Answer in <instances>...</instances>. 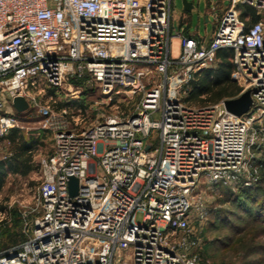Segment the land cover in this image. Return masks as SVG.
Returning <instances> with one entry per match:
<instances>
[{"label":"built area","instance_id":"2783aa9c","mask_svg":"<svg viewBox=\"0 0 264 264\" xmlns=\"http://www.w3.org/2000/svg\"><path fill=\"white\" fill-rule=\"evenodd\" d=\"M228 1L206 41L172 34V0H0V142L19 126L16 95L42 113L30 91L44 87H96L107 104L137 96L131 110L88 123L73 104L51 112L25 238L0 251V264H202L195 224L207 192L251 187L264 171V0ZM221 49L237 95L251 91L240 115L225 98L185 99Z\"/></svg>","mask_w":264,"mask_h":264},{"label":"rangeland","instance_id":"374dc122","mask_svg":"<svg viewBox=\"0 0 264 264\" xmlns=\"http://www.w3.org/2000/svg\"><path fill=\"white\" fill-rule=\"evenodd\" d=\"M209 2L218 0H193L194 7L190 12L183 9L181 0H172V34L176 30H185L191 34L206 35V41L213 32L217 15L228 5V0H221L212 10ZM208 15V20L205 15ZM184 18V19H183ZM183 21V24L180 22ZM179 39H171V54L177 55ZM216 65L214 64L212 68ZM212 79V78H211ZM237 84V82H235ZM71 91L67 85L60 88L44 87L41 92L30 91L37 104L43 106L46 113H42L38 106H30L24 111H16L11 104L12 111L19 120L17 127L24 137H32V148L28 151L30 162L34 168L26 175L13 173L9 168L0 188V245L7 240L6 235L11 231H22L23 216L28 207L27 202L34 201L32 191L37 184L38 173L41 169V159L48 156L52 149L53 132L51 112L59 113L63 108L73 104L81 107L84 112L79 115L82 122H91L114 113L116 110L125 112L131 107L137 96L125 98L123 95L115 97L107 104L106 96L96 87H79L73 83ZM238 85V84H237ZM185 99L189 104H212L206 100L208 96L201 93ZM76 107V108H77ZM42 108V109H43ZM75 110V109H74ZM71 112L77 117V112ZM12 149L7 139L0 142V160L10 157ZM209 208L206 219L196 223V228L203 229V245L198 249L202 255V264H264V174L253 186L248 188L219 187L218 194L207 192ZM17 215H13V211ZM141 213H137V220ZM18 220L17 224L14 221ZM25 238V236H24Z\"/></svg>","mask_w":264,"mask_h":264},{"label":"trees","instance_id":"16d2710c","mask_svg":"<svg viewBox=\"0 0 264 264\" xmlns=\"http://www.w3.org/2000/svg\"><path fill=\"white\" fill-rule=\"evenodd\" d=\"M230 54L231 52L228 49L219 50L217 52L216 66L214 68H205L195 74V78L189 85L188 95L186 97L188 100L191 96L205 93L208 95L206 97L207 101L216 103L223 98L234 97L238 94L240 87L230 77L233 67ZM4 138L8 140L12 154L10 157L5 158V160H0V188L7 168L13 173L22 175H26L34 168V165L30 162V155L28 154L34 142L32 137L26 139L18 128H12ZM263 174L264 171H262L260 178ZM12 214L15 216L17 212L14 210ZM17 222L19 221L15 220L14 224H17ZM6 238L7 240L0 245V251L20 243L24 239V236L22 231L14 230L9 232ZM199 255L201 262H203L202 255L200 253Z\"/></svg>","mask_w":264,"mask_h":264},{"label":"water","instance_id":"95a60500","mask_svg":"<svg viewBox=\"0 0 264 264\" xmlns=\"http://www.w3.org/2000/svg\"><path fill=\"white\" fill-rule=\"evenodd\" d=\"M183 9L186 12H190L193 7L194 3L193 0H181ZM205 19L208 20V15H205ZM225 108L236 114L240 115L244 112H246L251 103H252V96H251V91L250 89H246L239 95L235 97H228L223 100ZM12 105L16 111H24L29 107V104L27 100L21 96V95H16L12 99ZM149 146L146 147L148 149ZM68 189H69V194L74 195L77 193L78 190V179L75 176H68Z\"/></svg>","mask_w":264,"mask_h":264},{"label":"crops","instance_id":"0c3cea01","mask_svg":"<svg viewBox=\"0 0 264 264\" xmlns=\"http://www.w3.org/2000/svg\"><path fill=\"white\" fill-rule=\"evenodd\" d=\"M220 1H221V0H218V2H220ZM218 2H214V3L209 2V5H208V6H209L210 10H211V9L213 10V9L217 6ZM226 7H227V6H226ZM226 7H225V8H226ZM220 13H221V12H220ZM220 13H219V14H220ZM219 14H218V15H219ZM218 15H217V16H218ZM217 16H216V17H217ZM183 19H184V18H183ZM180 24H183V21L180 22ZM183 31L186 32V33H189V32L187 31V29H185V30H183ZM190 34H191V33H190ZM193 36H200V35H193ZM200 37H202V38H204V39L206 40V35H204V36H200ZM210 37H211V35H210ZM210 37H209V38H210Z\"/></svg>","mask_w":264,"mask_h":264}]
</instances>
